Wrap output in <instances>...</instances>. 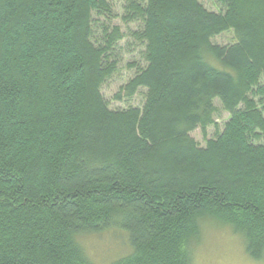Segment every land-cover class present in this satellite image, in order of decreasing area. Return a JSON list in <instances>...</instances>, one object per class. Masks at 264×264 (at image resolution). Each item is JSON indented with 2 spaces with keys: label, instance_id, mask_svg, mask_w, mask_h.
<instances>
[{
  "label": "trees",
  "instance_id": "1",
  "mask_svg": "<svg viewBox=\"0 0 264 264\" xmlns=\"http://www.w3.org/2000/svg\"><path fill=\"white\" fill-rule=\"evenodd\" d=\"M124 1L146 67L116 99L147 95L115 111L101 89L120 30L94 41L108 0H0V264H97L80 240L110 230L129 252L103 264H193L205 218L261 260L264 0ZM216 100L230 120L201 147Z\"/></svg>",
  "mask_w": 264,
  "mask_h": 264
},
{
  "label": "rangeland",
  "instance_id": "2",
  "mask_svg": "<svg viewBox=\"0 0 264 264\" xmlns=\"http://www.w3.org/2000/svg\"><path fill=\"white\" fill-rule=\"evenodd\" d=\"M209 11L225 12L226 7L220 0H198ZM111 7V16L95 17V39L101 43L106 42V32L111 33L114 28H119L121 39L114 46L112 57L118 60L117 70L102 86L101 92L111 110H125L129 107L142 108L146 102L147 91L140 92L131 100L116 99L121 89L132 79L138 68L146 67L145 45L141 43L135 34L144 28L141 21L125 22L127 15L124 0H108ZM219 46L232 45L236 42L233 31L225 32L212 40ZM100 43V44H101ZM215 105L218 112L215 116L217 126H211L204 132L197 129L191 136L195 141L205 147L208 140L223 133L225 124L230 120V114L223 109L220 101ZM87 256L97 264L106 263L122 253L129 252L127 237L124 233L115 230L101 234L82 237L80 240ZM193 264H264L261 260L252 259L246 251L244 236L234 231L214 218H205L201 224V233L198 239L191 244Z\"/></svg>",
  "mask_w": 264,
  "mask_h": 264
}]
</instances>
